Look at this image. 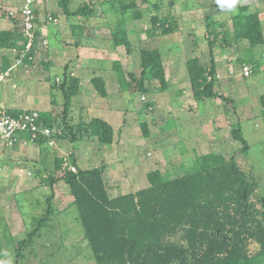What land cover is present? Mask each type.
Returning a JSON list of instances; mask_svg holds the SVG:
<instances>
[{"label": "trees", "instance_id": "1", "mask_svg": "<svg viewBox=\"0 0 264 264\" xmlns=\"http://www.w3.org/2000/svg\"><path fill=\"white\" fill-rule=\"evenodd\" d=\"M117 1L121 13L136 8L133 2ZM145 1L152 5L150 0ZM70 4L71 0H58V7L67 17L88 18L94 14L95 7L85 5L71 11ZM133 18L142 19V13L133 12ZM12 20L16 29L0 32V51L4 56L13 49L20 57L25 50L26 39L17 25L21 24L23 29V21L21 18ZM151 22L155 27L160 25L153 30L152 37L175 32L170 19L160 20L152 15ZM232 24L235 41H247L252 50L264 44V30L258 12H250L248 6H244L233 18ZM35 34L36 42L39 36L37 30ZM113 45L123 46L127 54L133 51L124 19L118 22ZM209 49L210 65L201 64L197 57L190 58L186 63L193 97L195 101H227L217 90L214 42H209ZM33 54L34 49L23 60L30 61L29 56ZM7 69L8 62L5 61L3 70ZM114 70L121 89L129 94L145 95L153 83L160 85V92L170 88L158 48L140 50V69L137 72L126 73L120 61L114 63ZM59 80L57 82L55 77L50 86L52 92L59 90L62 93V109L58 113L54 107L56 102L52 100L50 112L38 111L40 124L61 130V136H67L71 142L80 140L83 135H91L97 137L101 144L113 143V128L102 119L73 124L71 103L80 92V79L73 76L66 66ZM92 84L102 97L107 96L101 78H94ZM260 102L264 108V95L260 96ZM27 111L30 110L8 112L18 116ZM142 133L145 137L150 135L146 123L142 124ZM231 135L242 145L238 152L246 154L250 147L241 128H233ZM23 137L30 138V135L25 133ZM37 144L48 145L42 137ZM236 158L233 155L226 159L223 154L216 153L196 154L193 164L182 168L183 175L170 179L159 170L152 171L147 175L149 187L116 198H110L108 194L103 168L79 169L73 173L64 168L63 159L56 158L53 172L43 177L44 185L51 191L45 195L46 200L38 204L39 209L43 208L37 214L35 212L33 222L26 221L24 205L18 200L19 195L16 196L26 231L24 239L15 245L13 264L23 263L25 251L33 246L36 239L54 230L51 225L55 212L53 187L59 181L70 187L74 197L72 205L78 210V219L96 264H264V196L259 195L257 182ZM72 163L75 164V161ZM2 221L0 260L4 258L3 243L6 240L7 244L16 241L15 237H8V227Z\"/></svg>", "mask_w": 264, "mask_h": 264}, {"label": "crops", "instance_id": "2", "mask_svg": "<svg viewBox=\"0 0 264 264\" xmlns=\"http://www.w3.org/2000/svg\"><path fill=\"white\" fill-rule=\"evenodd\" d=\"M79 1L81 5L76 9L85 5L95 7L93 16L88 18L74 16L67 17L58 7V0H56L53 10L56 13H62L65 17H67V23H62L60 20L58 25L46 22V17L52 13L47 4L40 3L37 8L35 7L36 30L38 31L39 36H37V41L35 42L33 48L35 58L34 61L22 60L19 56L13 53V49L8 50L7 54L4 56L2 53L0 54V69L4 73H8L4 80L0 82V108L13 112L25 110H36L40 113L50 112L52 110V103L50 97L51 79L48 72L49 66L58 65L64 68L67 66L70 73L80 79L81 84L79 94L72 99L70 111L71 119L76 117L75 119L77 121L80 120L81 123L85 124L95 118L108 122L113 128L114 141L111 144H101L98 142L97 137L83 135V138L80 140L71 142L68 140L67 136H61L56 140L55 147L31 142L27 145L18 144L14 148H8L2 141H0V148H2L0 150V161L13 159L11 161L13 166L10 168L13 170L9 169L5 176H0V180L4 181V185L8 183L9 187L17 192L14 194L17 209H12L9 206L7 207V211H4V214L0 215L2 216L0 221L3 220L5 225H7L9 232L8 235L11 237L16 236L11 226L13 227L19 223H24L19 203L16 200V195L30 192L37 194V191L43 190L45 194L43 193L37 196V200L34 202L37 205L41 203L42 197L46 198L45 195L51 191L47 185H44L43 177L48 176L51 172H53L56 158L63 159L64 163L67 162L70 166H75L77 170L103 168V179L106 183L108 194L110 198H116L121 195L134 193L149 187L147 175L152 171L159 170L164 177L174 179L177 176L184 174L182 168H188L193 164L196 154L205 155L217 153L219 151L217 150V147H213L211 150L216 151L207 152L205 150L204 152H200L202 150L199 147H202V144L204 143L209 145H214V143H216L218 146L225 143L227 145H230V143L234 145L232 136L231 140L224 136L222 137V135H229L231 133L229 131H225V127L227 129H231L229 121H227V118L229 119V117L226 112L224 114L221 112L223 111L222 107H225L224 103H227V101L222 99L195 101L191 84L189 82L188 72L186 73L182 70V74L180 75L182 80L187 81H184L185 83H182V80L179 81L180 77L170 79L171 75L168 68H166L167 62L163 56L162 58L166 69V76L170 86L168 91L160 92L158 89V83V86L157 84H153L154 86H152V89L149 88V92L145 95L140 93L129 94L122 90L119 86L118 75L114 70V63L119 60V47H115L113 45V34L118 28V14H122L118 12V5L115 4V1L117 0H101L99 7V3H89L88 0H71V11L76 10L75 8L73 9L72 6H77V2ZM129 1L138 5L135 0H124L126 4L132 3ZM242 1L246 3L245 6H248L250 12L259 13L264 30V0H237L235 4L236 6L234 7H229L227 4L222 5L218 3L217 0H178V2L177 0H172V2L171 0H167V2L161 0V4L159 6H161L162 9L172 7L174 10H170V12L171 14L175 13L178 15L179 26L194 29V26L197 27V24H201V22L206 25L208 24V26L213 25L215 27V25H219L218 22L222 16H230L233 21V18L238 14V8L243 5ZM148 5L146 7H148ZM99 10L101 12H99ZM226 14H228V16ZM129 16L130 14L126 13L124 15V20L128 30L130 42L133 44V41L131 40V33L136 29L134 28V25L138 26L139 24L135 23L142 22L144 17L142 15V19L135 20L134 18L128 19ZM232 21L230 24H232ZM9 22H13V20ZM223 22L224 21L221 22V25ZM53 25L56 29H52L58 32V34L55 32L56 35L54 38L51 36L52 29L50 27H53ZM12 26L15 28L14 23H12ZM14 28L9 30H13ZM60 31L68 37V39H66L64 36V40L70 44L66 46V48L63 47L58 50L62 45L61 39H63L58 37V35H60ZM169 36H157L152 39L153 41L151 39L150 41H152V44L167 42ZM44 40L48 42L46 48L51 45L53 47V52L55 53L65 52V50L70 49L68 53L72 54V56L67 58L65 63L60 64L57 61L58 54H56L57 56L53 55L48 60H41L43 69H46L47 71L41 70L37 74L36 63L38 59L37 56H39L40 53H38L36 49L44 47L42 44ZM183 41L185 40H182L181 42ZM233 41L234 44H232V48H239V46L244 48V59L246 53L254 51V49L252 50L250 48V44L245 40L235 41L233 39ZM160 45L161 44L157 47L159 50H161ZM219 46H221V44L214 42L213 57L217 67V90L219 91L221 88L225 89L226 93L222 91L221 93L228 100L230 98V84L233 83L232 79L246 80L250 79L252 75L255 74L258 76H261L262 74L264 75V52L262 53L261 58L257 59L253 54V56L251 55V57L247 58V60H244V66H251L253 70L251 77L245 78L242 76L241 68L239 70L235 68L230 70V62L232 59L224 61L223 55L219 56L218 54ZM217 54L218 57H220V61L217 59ZM236 56L240 55L236 54ZM194 57L196 56L192 55L190 58ZM190 58L186 59L185 62L187 63ZM5 61L8 62L7 70H3ZM119 61L125 70L123 61ZM200 62L203 65L210 64H204L201 60ZM228 66L229 68H227ZM125 72L129 73L126 70ZM96 77H99L104 81L107 92L106 97H102L94 88L92 80ZM57 78L60 79V75L56 76V79ZM173 92L178 96L179 103L178 107L175 108V113L172 112V117L175 115V118L178 119L177 121L179 123H177L175 119L166 120L165 116H162L163 111H161V109H166L164 104L167 103L165 95L163 94H173ZM246 95L247 97L244 98V100H246L245 108L250 110L255 109L253 108L252 100L257 99L256 103L259 105L258 108H260V112L263 113L264 108L261 105L260 96L264 95V85L262 84L261 87H258L254 82L251 85V89H248ZM135 96H148L151 99L147 97L146 102L154 101L152 102L154 106L153 104L150 106L153 107L152 110L154 109L153 115L155 117L152 120V124L154 126H149L148 124L150 135L149 137L144 138H146L145 140H149L152 144V154L149 152L148 157L153 155L154 150H159L162 151L163 159H157L159 157H156L154 161L149 162L144 161L140 158V156L134 154L138 158V160L135 161L136 158L131 156L133 155L131 150L133 147L138 146L137 143L139 145H146V142L141 140L143 133L140 131V125H138V120L136 118V113L139 112L138 110H140V107L135 102V99L138 100L139 98H136ZM132 98H135L134 101H132ZM231 99L232 98L228 101H231ZM183 101H185L184 104L182 103ZM148 102L145 103L146 107L150 104ZM194 105H196L194 112L201 111L203 114H200V116L205 123L204 126L208 127L210 124L212 125V128H214L213 131L211 128H207V130H210V133L205 135L208 136L207 139L205 137L203 139V131H198L194 128L191 129L192 121H185L187 115L185 113L182 114V111L184 112V110L193 111ZM178 111L179 113H177ZM206 111L211 117V120L204 119V112ZM167 113H169L168 116L170 117V112ZM155 118H159L161 121L158 122ZM184 122L187 126L183 125ZM154 128L156 129V133L153 131ZM132 131L135 132L137 137L133 138L131 136ZM221 138H223V140L220 143ZM5 149H9L7 157L4 156V154L7 153V150ZM31 156L35 158L33 165H35L36 169H38L37 173L33 176L31 175V170L27 171L28 164L25 163V160ZM71 159L75 161V164L70 162ZM20 160L24 162H17ZM22 164L25 166L21 167L20 165ZM45 165H47V169L45 168ZM0 166L4 167L1 163ZM145 168L147 169V174L146 177H143L141 171ZM138 170H140V172H138ZM10 171L13 173L12 179H10L9 176ZM0 174H2L1 169ZM42 174L44 175L41 177ZM25 175L28 176V179H25ZM34 178L36 179L33 180ZM132 187H134V190H132ZM53 192L55 197L52 204L56 206L57 210L61 209L59 208L61 203L66 201L65 208L61 209L64 210L74 201L70 187L64 181H59L55 184ZM17 210L18 213H16ZM0 233V237L3 238L1 227Z\"/></svg>", "mask_w": 264, "mask_h": 264}, {"label": "rangeland", "instance_id": "3", "mask_svg": "<svg viewBox=\"0 0 264 264\" xmlns=\"http://www.w3.org/2000/svg\"><path fill=\"white\" fill-rule=\"evenodd\" d=\"M23 1L24 0H0V32L7 31L11 28H14L12 26L13 22H9V21H12L13 18H11L8 13L12 9L19 8L21 4L23 3ZM100 1L101 0H88L89 3L90 2L97 3V4L99 3L98 7L100 6ZM150 1L152 5H148L145 0H135L136 4H138L136 5L135 9L129 10L128 12L127 11L122 12V14H118V22H119V20L124 19V15L126 13L130 14L128 19H133V12L140 11L142 13V10H143L142 15L144 19L142 20V22L135 23L139 25L138 26L134 25V28L136 29L134 30V32L131 33V38H132L131 40L133 41L132 53L127 54L126 49L124 47L118 48V59L123 61L125 70L129 73L135 72L139 69V66H140L139 58H140L141 49L143 48L155 49L159 47V44L162 45V46L160 45V49H161L160 51L162 52V56L167 62L166 68H168V71L170 72V75H171L170 79L175 78V77L179 78L180 75L182 74V70H184L187 73L185 60L190 58L192 55L198 57L202 62H204V64H209L211 62L210 49H209L210 41L215 42L217 44H221V46L218 47L219 48L218 54L219 56L223 55L224 61L227 59H232L230 62L231 63L230 70L234 68L239 70L240 68H242V66H244L243 62L245 59L247 60V58L251 57V55L253 56V54L255 55V58L257 59L261 58L262 53L264 52V45L256 46L254 48V51L250 53L248 52L245 54V59H244V55H243L244 48L242 46H239V48L237 47L232 48L233 46L232 44H234V41H233L234 38L232 35L233 34V28H232L233 24H230L232 21V18L228 16V14H226L228 17H225V16L220 17L221 19L218 22L219 25H215V27L213 25L208 26V24L206 25L201 22V24H197V27L194 26L195 28L191 29L190 27L187 28L185 26H179L178 15L175 13L171 14L170 12V10H174L172 7L171 8L166 7V9H162L161 6H159L161 4L160 2L161 0H150ZM165 1L167 2V0H164V2ZM129 2H132V1H129ZM40 3L47 4L53 16L61 20L62 23L63 22L67 23L66 21L67 17H65L62 13L58 14L53 10L56 0H38L36 2V8L39 6ZM115 4L118 5V1H115ZM146 4L148 5V7H146L147 6ZM242 4L243 5L240 8L245 6L246 3L242 1ZM80 5L81 4L79 1L77 2V6L74 5L72 6V8L76 9ZM240 8H238L237 10L238 13H239ZM99 12L101 11L99 10ZM118 12L121 13V11H118ZM152 15L157 16L160 20L166 19L168 21V19H170L171 24L175 26V32L173 34H170L172 37L169 35H162L160 33L157 35V36H163V37L169 36L168 41L163 42L164 44L161 42L152 44V41H153L152 39L157 36L152 37L151 34H153L154 29L160 26V25L156 27L153 26L151 22ZM221 20L224 21L223 24L225 25L223 24L221 25V22H222ZM47 23L54 24L48 21ZM58 24H54V25H58ZM54 25L53 27L50 26L51 29L52 28L56 29ZM17 26L19 27V30H22L21 24ZM52 30H51V36L54 38V36L56 35V33L58 34V32L55 30L53 31ZM158 31L160 32V30ZM59 33L60 35H58V37H61L63 39H61L62 45L58 50L62 49L63 47L66 48V46L70 44L66 40H64L65 39L64 36L66 37V39H68V37L65 34H63L62 31H60ZM150 39L152 41H150ZM182 40H185V41L181 42ZM44 47H41L40 49H36L38 53H40V55L37 56L39 59V62L37 59V63H36L37 74L41 70L42 71L46 70V69H43V66L41 65V60H48L53 55L58 54L57 61L60 64V63H65L66 59L72 56V54L68 53L70 49L65 50V52L63 51L64 53L63 52L55 53L53 52V47L51 45H49V47L47 48L46 46ZM0 54H1V51H0ZM218 54H217V59H219L220 61V57H218ZM236 54L240 56H236ZM227 68H229V66ZM48 72H49V77L51 79L50 81L52 82V80H54L56 76L63 75L64 67H60L58 65H51L49 66ZM263 79H264L263 74L261 76H258L257 74L252 75L250 79H246V80L245 79H238V80L232 79L233 83L230 84L231 89L229 91L230 98H232L231 99L232 103L231 101H228L230 100L229 98L227 100V103H224L225 107H222L223 111H221L223 114L226 112L229 117V119L227 118V121H229V125L231 129H227L225 127V131L231 132L233 128L240 127L245 139L248 141V144L250 147L249 151L246 152V154L239 153L238 151L241 149L242 145L240 144V142L232 139L231 133L229 135L228 134L222 135V137L224 136L227 139L234 140V145H232L231 143L230 145L229 144L227 145L225 143V144H220L218 146L216 143H214V145L212 144L209 145V144L204 143L202 144V147H199L202 150L200 152H204L205 150L207 152L216 151V150H211V149L213 147H217V150L219 151L216 154H223L226 157V159H230L233 155L236 156L237 157L236 159L240 162L241 166L245 169V171L249 173V175L253 177L252 179H254L257 182L258 192L260 196H264V112L263 113L260 112V108H258L259 105L256 103L257 99L252 100L253 108L255 109L250 110L248 108H245L246 100H244V98L247 97L246 95L247 91L248 89H251V85L254 82L257 84L258 87H261L262 84L264 85ZM181 80H182V77L179 78V81ZM184 81L185 80H182L181 82L182 83L187 82V81L185 82ZM153 84L156 85L157 83H153ZM153 84L149 86L150 89H152V86H154ZM158 89H160V85ZM219 91L226 93V90L223 88L219 89ZM163 95H165V100L167 103L164 104L166 111L164 109H161V111H163L162 116H165L166 120L175 119V121L179 123L177 121L178 119L175 118V115L172 117V112L175 113V108L178 107V103H179L178 96L174 92L173 94L167 93ZM50 97H51V102L52 100L56 102L54 107L55 109H58L57 111L59 113L62 109V104L64 103V97L62 93L59 90L57 92H52V90H50ZM135 97L139 99L137 100L135 98H132V101H134L135 99V102L140 107V110H138L139 112L136 113V118L138 120V125H140L139 126L140 131H142L143 123H146L147 125L149 124V126H154L152 124L153 123L152 120L155 117L153 115L154 109L152 110L153 107H150L151 104H153L152 102L154 101L152 100H150L152 102L147 101L150 104H148V106L146 107L145 103H147L146 100L148 96L146 97L135 96ZM184 102L185 101H183L182 103L184 104ZM195 106L196 105H194L193 107V111L192 110H184V112L182 111V114L185 113L187 115L186 120L185 118L184 120L187 122L192 121L191 129L194 128L195 130L203 131L204 133L203 139L204 137L207 139L208 136H205V135H208V133H210V130H207V128L208 127L211 128L212 131L214 130V128H212V125L210 124L208 125V127L204 126L205 123L200 116V114L201 115L203 114L201 111L194 112ZM167 112H170V115H171L170 117L168 116L169 113ZM177 113H179V111ZM75 118L76 117L71 119L74 125H78L79 123H81L80 120L77 121ZM204 119L211 120V117L208 115L207 111L204 112ZM155 120L158 122L161 121V119L159 118L158 119L155 118ZM183 125H186V123L184 122ZM153 131L154 133H156L155 128L153 129ZM131 136L133 138L137 137L134 131L131 132ZM144 137L145 136L142 135L141 140L146 142V145L145 144L139 145L137 143L138 146L133 147L131 150V153L133 154L131 156L136 158L135 161L138 160L137 156H140L141 159H143L144 161H149V162L154 161L156 157H159L157 159H163L162 151H159V150L157 151L154 150L153 155H152L153 157L152 156L148 157L149 152H151L152 154V148H151L152 144L149 140H145L146 138ZM201 139H202V136H201ZM222 140L223 138L220 139V143ZM1 149L2 148H0V150ZM5 150H7V153L4 154V156L7 157L9 154L8 153L9 149H5ZM134 154H137V156ZM12 160L13 159L11 160L7 159L6 161L5 160L0 161V163L4 165V167L0 166L1 167L0 169L2 172L0 176L3 177L7 174L6 172L9 171L11 166H13V163L11 162ZM34 160L35 158L33 156L25 160V163L28 164V169L27 168L26 169L27 171L31 170L32 176L35 175L38 170L36 169V166L33 165ZM17 162L22 163L24 161L20 160ZM70 162L72 163L73 160L71 159ZM20 166L24 167L25 165L22 164ZM45 168L47 169V165H45ZM10 170H13V169H10ZM138 172H140V170H138ZM141 172H142L143 177H146L147 169L145 168ZM12 175L13 173H11L10 171L9 173L10 179H12L13 177ZM43 175L44 174H42L41 177ZM25 179H28L27 175H25ZM35 179L36 178H34L33 180ZM132 190H134V187H132ZM16 193L17 192L14 191V189H11L9 187L8 183L4 185V181L0 180V215H3L4 211H7V207L9 206L12 209L13 208L15 210L17 209L15 205V199H14L15 197L14 194ZM36 193L38 195L32 192L23 193V194L20 193L21 195L19 194V196L16 195L18 196V200H20V203L24 205L23 213H24V216L26 217L27 222H31L34 218L35 212L37 214V212L43 208L42 207L41 209H39L40 207L34 202H36L37 196H39L40 194H43L44 192L43 190H39ZM45 200L46 198L42 197L41 201L44 202ZM65 206H66V201L64 203H61L59 205V208L62 209V208H65ZM61 209H58L59 210L58 211L56 209V206L53 205V210L55 212L51 220V225L54 228V230L51 229L49 230L50 233H47L43 237L40 236L41 238L38 237L36 239V242L33 244V246L29 248L27 251H25L24 254L26 258L21 264H96L94 257H93L92 250L90 246L88 245V241L84 237V230H83L81 223L79 222L78 210L76 206L70 204L66 209L64 210H61ZM16 213H18V210L16 211ZM42 215H44V211ZM0 218H2V216H0ZM11 228L12 230H14L16 234V236H14L16 238V241L13 244L12 243L7 244V241L3 243L4 258L0 261H8L10 262V264H13L15 260V247H16L15 245L19 240L24 239L25 225L24 223L23 224L19 223L16 226H13V227L11 226Z\"/></svg>", "mask_w": 264, "mask_h": 264}, {"label": "built area", "instance_id": "4", "mask_svg": "<svg viewBox=\"0 0 264 264\" xmlns=\"http://www.w3.org/2000/svg\"><path fill=\"white\" fill-rule=\"evenodd\" d=\"M38 0H24L21 6L17 9L9 11L11 18H21L23 21V37L26 39V47L20 54V58H23L30 54L34 48V42L36 40V15L35 7ZM58 24L60 20L49 14L46 17V22ZM44 46L48 45V42L44 40L42 42ZM13 53L17 55L16 50ZM264 58V56H263ZM34 54L29 56L30 61H34ZM242 76L245 78L251 77L253 70L251 66H243L241 68ZM8 73H4L0 69V82ZM60 80L57 78V82ZM25 133L30 135V138L23 137ZM62 131L50 127H45L40 124V115L36 110H30L13 116L5 109L0 108V141H2L8 148H14L18 144L27 145L28 143L37 144V140L42 137L50 147L56 146V140L61 136ZM64 168L67 171L73 173L77 172L75 166H70L67 162L64 163Z\"/></svg>", "mask_w": 264, "mask_h": 264}, {"label": "clouds", "instance_id": "5", "mask_svg": "<svg viewBox=\"0 0 264 264\" xmlns=\"http://www.w3.org/2000/svg\"><path fill=\"white\" fill-rule=\"evenodd\" d=\"M220 4H227L229 7H234L237 0H217ZM0 264H10L8 261H0Z\"/></svg>", "mask_w": 264, "mask_h": 264}]
</instances>
